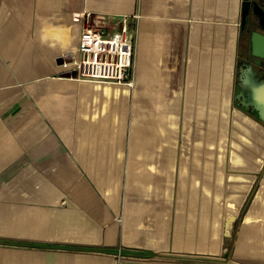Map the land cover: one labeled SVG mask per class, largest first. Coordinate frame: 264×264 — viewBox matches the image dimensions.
<instances>
[{"label": "crops", "instance_id": "obj_1", "mask_svg": "<svg viewBox=\"0 0 264 264\" xmlns=\"http://www.w3.org/2000/svg\"><path fill=\"white\" fill-rule=\"evenodd\" d=\"M243 3L0 0V264H264ZM121 15L134 84L75 78L82 31Z\"/></svg>", "mask_w": 264, "mask_h": 264}, {"label": "built area", "instance_id": "obj_2", "mask_svg": "<svg viewBox=\"0 0 264 264\" xmlns=\"http://www.w3.org/2000/svg\"><path fill=\"white\" fill-rule=\"evenodd\" d=\"M104 19L82 31L78 52L62 65L80 80L133 85L138 15H121L113 25Z\"/></svg>", "mask_w": 264, "mask_h": 264}, {"label": "water", "instance_id": "obj_3", "mask_svg": "<svg viewBox=\"0 0 264 264\" xmlns=\"http://www.w3.org/2000/svg\"><path fill=\"white\" fill-rule=\"evenodd\" d=\"M248 4L249 8L255 6L252 0H244V4ZM249 12V11H248ZM249 13H244V24ZM252 53L257 60L244 58L241 60L240 66V87L238 94L243 107L247 110L257 113V116L264 121V72L260 73L256 65L262 66L264 60V33L253 31L251 35ZM71 75V74H68Z\"/></svg>", "mask_w": 264, "mask_h": 264}, {"label": "flooded vegetation", "instance_id": "obj_4", "mask_svg": "<svg viewBox=\"0 0 264 264\" xmlns=\"http://www.w3.org/2000/svg\"><path fill=\"white\" fill-rule=\"evenodd\" d=\"M255 2L253 8H249L248 4L243 3V17H242V43L245 46L244 58L251 60H257L258 58L253 55L251 48V35L253 31H259L264 33V0H252ZM249 11V12H248ZM249 13L244 24V13ZM260 73L264 72V60H262V66L256 65Z\"/></svg>", "mask_w": 264, "mask_h": 264}]
</instances>
